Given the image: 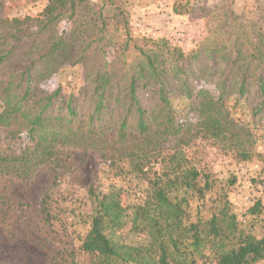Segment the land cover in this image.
I'll use <instances>...</instances> for the list:
<instances>
[{
	"label": "trees",
	"instance_id": "obj_1",
	"mask_svg": "<svg viewBox=\"0 0 264 264\" xmlns=\"http://www.w3.org/2000/svg\"><path fill=\"white\" fill-rule=\"evenodd\" d=\"M30 1L45 7L35 17L9 19L0 0V127L25 135L33 147L20 158L2 157L0 171L16 165L21 178L22 169L59 165L57 149L70 147L97 152L115 176L146 183L143 201L133 206L121 204L118 188L89 186L88 227L79 245L87 264L264 262V229L260 237L246 232L224 193L208 208L215 180L186 156L198 139L237 162L255 156L264 127V25L236 14L233 0H212L214 26L184 52L132 33L133 0ZM209 2L196 9L204 14ZM194 8L188 0L172 6L177 16ZM63 21L70 23L67 35L57 29ZM109 48L117 64L108 61ZM68 66L82 69L76 94L40 87ZM199 84L214 93H197ZM181 100L194 107L178 113ZM259 210L257 203L247 213ZM126 228L146 243H126Z\"/></svg>",
	"mask_w": 264,
	"mask_h": 264
},
{
	"label": "rangeland",
	"instance_id": "obj_2",
	"mask_svg": "<svg viewBox=\"0 0 264 264\" xmlns=\"http://www.w3.org/2000/svg\"><path fill=\"white\" fill-rule=\"evenodd\" d=\"M188 1L195 11L177 16L172 10L173 3L185 4L187 0H133L129 8L132 33L153 40L164 39L189 52L214 26L212 15L215 11L212 0L204 14L196 6L205 0ZM2 2L3 16L9 19L35 17L45 7L44 1ZM233 10L264 25V0H233ZM57 29L67 35L70 23L60 22ZM107 57L109 62L118 63L112 48L108 49ZM81 74L79 66L63 67L42 80L40 87L47 93L60 87L66 95L76 94L83 85ZM203 90L214 93L212 87L199 84L197 93ZM192 107V101L175 103L178 113ZM10 133L0 127V160L5 156L20 158L24 150H33L25 135L14 137ZM259 135L263 139L257 143L255 156L248 162H237L231 154L205 140L198 139L186 149L187 158L215 180L212 196H207V207L219 194H226L241 227L256 237H260L264 229V127ZM57 152L59 165L22 169L21 178L14 175L16 165L11 166L12 173L0 171V264H87L79 252V245L88 227L90 203L87 190L90 185L99 191L111 187L120 189L124 206L143 201L146 183L133 176H115L108 161L99 153L70 147L58 148ZM1 164L3 166L5 162ZM43 201L50 213L48 222L43 214ZM257 203L260 204L259 213L248 214ZM191 207L194 213L197 203L192 201ZM121 239L136 247L146 243L143 236L129 232V228L122 231Z\"/></svg>",
	"mask_w": 264,
	"mask_h": 264
},
{
	"label": "built area",
	"instance_id": "obj_3",
	"mask_svg": "<svg viewBox=\"0 0 264 264\" xmlns=\"http://www.w3.org/2000/svg\"><path fill=\"white\" fill-rule=\"evenodd\" d=\"M138 26V25H137Z\"/></svg>",
	"mask_w": 264,
	"mask_h": 264
}]
</instances>
